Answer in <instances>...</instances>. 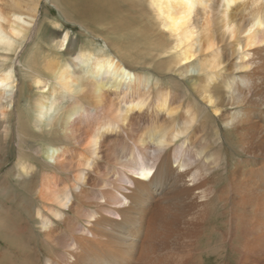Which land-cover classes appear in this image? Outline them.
<instances>
[{"label":"bare ground","instance_id":"obj_1","mask_svg":"<svg viewBox=\"0 0 264 264\" xmlns=\"http://www.w3.org/2000/svg\"><path fill=\"white\" fill-rule=\"evenodd\" d=\"M39 1L0 6V104L17 99L19 89L13 90L11 67L4 61L36 27ZM135 1L58 3L79 18L98 25L107 20L121 31L134 23L117 15ZM140 1L147 23L157 30L152 35L168 39L161 43L163 53L175 51L166 69L192 61L201 48L215 47L179 74L219 69L230 54L238 55L243 71L231 78L210 72L207 79L189 81L200 98L198 108L186 102L183 113L170 108L163 115L171 96L156 95L145 75L131 72L115 55L93 58L84 47L74 49L67 33L49 35L69 57L60 63L45 56L38 64L53 81L47 87L34 78L38 91L29 97L26 114L27 127L47 128L51 135L37 150L46 170L35 180L38 169L22 159L9 170L21 182H31L41 200L62 207L42 204L32 217L55 247L46 264H229L228 253L234 264H264V0ZM194 16L202 23L199 40ZM200 106L207 117L219 111L215 119L222 122V135L234 137L243 157L220 165L217 173L199 166L201 151L192 141ZM5 114L0 106V116ZM1 117L0 138H5L9 128ZM3 162L0 155V168ZM218 205L230 214L217 233L220 243L211 246L215 233L208 224ZM40 209L50 215L41 216ZM3 213L0 209V236L6 227ZM206 232L204 248L200 240ZM0 264H6L1 256Z\"/></svg>","mask_w":264,"mask_h":264},{"label":"rangeland","instance_id":"obj_2","mask_svg":"<svg viewBox=\"0 0 264 264\" xmlns=\"http://www.w3.org/2000/svg\"><path fill=\"white\" fill-rule=\"evenodd\" d=\"M27 1L0 0V6L6 9L14 2L19 5L22 3L23 5ZM143 5L142 1L136 0L135 4L122 7L117 16H126L134 25L128 29L118 31L113 29L107 20H103L98 25L83 17L75 16L69 10H66L65 7V11L62 10L63 7L58 3V0H40L36 10V15L38 16L36 27L33 26L32 30L25 35L23 42L16 48L15 52H7L4 65L7 68L11 67L14 80L13 90L18 87L19 91L13 104L5 101L0 104L1 109L6 112L5 115L0 117L4 118L6 121L5 125L9 128L7 136L4 138L3 134L0 138V155L4 159L2 169L0 168V176L4 175V178L1 179V186L4 191L0 192V205L3 207L0 206V209L4 212L6 221V227H4V232L0 236V256L6 264H46V256H49V254L53 255L55 252V247L50 241L48 242L42 237L39 232L41 231L39 224L35 223L32 217H36V210L42 204L47 208L48 206L58 208L59 205L53 201L46 202L41 200L31 182H21L22 180L20 181L16 174L9 172V170L12 171V167H16L15 164L18 159L29 162L38 169L35 171V180L39 176L40 171L46 170L42 156L37 150L40 146L52 140L51 135L47 128L39 130L27 127L26 114L30 111L28 109L29 97L38 91L33 83L34 78L40 77L43 81H46L47 87L53 81L45 72L39 70L38 64L44 61L45 56L50 59L53 58L60 63L67 61L69 57L63 47L58 49L53 46V42L48 37L49 35L53 34L54 31L62 34L67 33L68 37L71 36L75 40L74 49L84 47L91 52L93 58L105 54L115 55L123 60L126 68H129L131 72H139L145 75L149 80L148 85L156 90V95L157 92H167V95L171 96L166 108L162 110L163 115L170 108H176L174 110L175 114L183 113L187 108L186 102L198 108L197 100L199 101L200 98L194 97L191 86L190 88L188 87L189 81H191V84L196 82L197 78L200 80L203 78L207 79V76L211 75L210 72L216 73L220 77L231 78L243 71V69L239 68L241 61L238 55L230 54L220 64L219 69L194 73L193 75L179 74L181 69L192 64L196 59L209 56L211 50L215 47L208 51L205 48H201L194 54L192 61H179L174 64L172 69H166L165 66L169 63L168 59L173 57L175 51L163 53L160 48L161 43L165 42V40L168 41V39L162 34L152 35L157 30H154L152 24L147 23L148 17ZM192 20L195 34L199 40L203 34L201 20L198 16L197 20L196 16ZM29 35L31 36L29 37ZM227 42L229 41L219 42L217 45L221 47ZM244 51H249V48H245ZM246 59L247 57L244 58V60ZM64 102L63 100L62 103ZM230 111L231 107L226 106L224 112L229 114ZM210 114L211 116L207 117V112L205 113L202 106H200V112L197 114L195 121L197 129L192 141L194 148L201 151L200 156L202 158L198 163L199 166L203 169H211V173H217L220 171V165L227 161L231 163V159L234 162L236 158L241 159L240 157L242 156L235 147L236 145H234V137L228 136L227 133L222 135V122L215 119L219 111L215 113L213 111ZM207 157L216 158L217 162L212 164ZM23 164L21 163L20 165ZM221 183L223 181H220L217 185ZM60 185L61 183L57 184L59 188ZM217 207L219 208L211 211L213 214H210L212 220L209 222L210 225L208 224V228H213V232L216 235L213 234V237L211 235V246L220 243L217 233L226 227V219L228 217L226 213H229V211L227 212L228 209L224 208L225 211L221 213L222 208L220 205ZM39 211L41 216L50 215L48 214L49 212L44 213L41 209ZM214 212H219L222 216L217 214L215 216ZM208 233H204L200 240L204 248L207 246ZM228 255L230 258L227 257L228 263L234 264L233 258L230 257L231 254L228 253Z\"/></svg>","mask_w":264,"mask_h":264}]
</instances>
